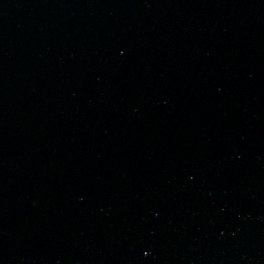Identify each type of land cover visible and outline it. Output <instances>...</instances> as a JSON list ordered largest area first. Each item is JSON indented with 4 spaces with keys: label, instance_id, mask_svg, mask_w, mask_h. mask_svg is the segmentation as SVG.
I'll return each mask as SVG.
<instances>
[{
    "label": "water",
    "instance_id": "1",
    "mask_svg": "<svg viewBox=\"0 0 264 264\" xmlns=\"http://www.w3.org/2000/svg\"><path fill=\"white\" fill-rule=\"evenodd\" d=\"M0 264H264V0H0Z\"/></svg>",
    "mask_w": 264,
    "mask_h": 264
}]
</instances>
